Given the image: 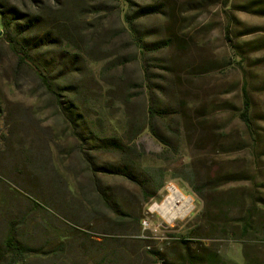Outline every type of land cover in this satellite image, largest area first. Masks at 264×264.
<instances>
[{"label": "rangeland", "instance_id": "rangeland-1", "mask_svg": "<svg viewBox=\"0 0 264 264\" xmlns=\"http://www.w3.org/2000/svg\"><path fill=\"white\" fill-rule=\"evenodd\" d=\"M124 1L0 0L10 18L12 8L45 15L43 26L34 33L37 38L52 30L58 34L56 45L45 46L38 59L60 94L56 102L33 71L13 55L1 31L0 249L12 232L19 246L34 250L18 264H93L89 251L98 247L96 242L111 239L128 248L130 257L124 264H142L144 241L148 242L144 250L153 248L172 262L186 238L194 251L218 252L226 264H243L241 248L217 230L200 232L211 239L188 238L187 233L203 210L192 189L199 179L193 177L192 161L211 160L236 170L251 162L250 157L245 152L223 156L195 150L193 130H187L175 113L178 106L187 110L190 91L195 90L200 103L209 101L217 107L227 101L240 109L243 77L252 114L264 110L260 89L264 51L248 52L239 63L232 47L261 40L264 18L224 9L220 0ZM150 3H161V13L136 21L134 34L125 12ZM246 30L261 32L241 35ZM136 39H142L143 52ZM128 87L132 91L126 93ZM150 107L173 115L150 118ZM67 112L76 116L71 123ZM208 122L216 133L232 122L229 128L244 136L236 115L228 111L211 114ZM257 124L264 128V122ZM149 125L164 145L152 136ZM135 131L138 135L130 142ZM109 142L129 148L131 170L144 183L148 198L135 183L111 173L123 169L124 163L119 153L102 146ZM167 145L173 149L168 151ZM209 165L207 161L203 169ZM171 185L191 200L192 209L168 223L151 208L163 202ZM250 190L246 182L229 184L216 196ZM102 198L110 199L113 208L129 218L114 224L116 214ZM262 240L260 234L250 240L252 264H264ZM62 243L66 248L60 255L48 257ZM2 254L3 260L10 257L8 252Z\"/></svg>", "mask_w": 264, "mask_h": 264}, {"label": "trees", "instance_id": "trees-1", "mask_svg": "<svg viewBox=\"0 0 264 264\" xmlns=\"http://www.w3.org/2000/svg\"><path fill=\"white\" fill-rule=\"evenodd\" d=\"M126 1L128 0H125L124 3ZM219 4L224 9H235L240 12L264 18V0H249L238 5L233 4L232 0H220ZM161 8V3H150L138 6L135 10L129 9L128 12H125L124 19L129 29L135 34V30H133L134 23L142 18L161 13ZM3 9V4L0 2V32L2 31L1 35L3 40L7 43L10 51L17 60L33 71L45 89L49 91L55 101L58 102L57 98L60 94L55 92L51 78L45 74L44 69L39 63L40 60L38 59V54L45 46L56 45L58 34L56 31L52 30L49 34L41 38L35 36L34 33H36L44 23L45 15L42 12L21 13L15 8H12L9 11L12 12L14 16L10 18ZM250 31L251 30H246V32H243L245 34L241 35L256 33L258 31L261 32V30ZM226 32L227 34L229 33V24L227 25ZM134 38H136V36H134ZM227 39H229L228 36ZM136 40L138 43L136 45H138L139 49L143 52L145 48L139 44L142 39ZM232 47L236 51V56L240 63L245 60V56L248 52L264 51V37L255 44L248 42L243 46L233 45ZM158 50L159 48H157L156 51ZM241 69L243 71L245 70L243 68ZM202 71H204L203 73H209L211 70L203 69ZM128 88L125 89L127 90L126 93L132 91V88ZM260 89L264 92V81ZM190 93L192 95L187 103V110L178 106L179 111L175 114L186 122L187 130L188 128L193 130L194 149H198L199 152L204 155L216 153L227 156L245 152L249 155L251 162L242 164V168L236 170H226L225 166H216L213 162L211 163V160H205L206 162L208 161V165L210 164L205 169H203V167L206 165V162L201 160L197 162L192 161L194 168L192 172V174H194L193 177L199 178L197 182L192 184V189L203 203V210L194 217L195 226L190 228L187 237L211 239V236L200 234V232L203 228L205 230L209 229L207 231L217 230V232H220V235H223L241 248L243 264H252L254 257L251 254L253 248L250 244V240L256 234L262 235L264 239V128L257 124L258 122H264V110L256 116L252 114L253 104L248 93V81L244 77L240 86L242 101L240 109L227 101L221 102L217 107H214L212 102L209 101L206 104L200 103L197 97V90L190 91ZM149 109L150 118L165 119L173 115V113L168 112V110L159 111L152 107ZM220 111H228L236 115L237 121L243 127L244 136L240 134L237 129L229 128L232 122L220 127L218 133L215 132L208 120L211 114ZM65 114L70 123L76 118V116H73L70 112ZM75 121L78 122L79 120L76 119ZM193 121L196 123L194 122V124ZM149 129L152 136L164 145V143L159 140L160 138L153 130V127L149 125ZM137 135L138 131L132 132L128 140L134 142ZM189 139L190 138H188V140ZM102 146H109L115 152L119 153L123 160V169L111 171V173L121 175L135 183L140 188L142 195L148 198V191L144 183L134 177L131 170L130 164L132 156H130L129 148L116 144L115 142L102 143ZM166 147L169 148L168 151L173 149L170 145ZM101 170L107 171L104 168H101ZM243 182L251 185L249 193H233L223 198L216 196L217 193L227 185ZM222 199L224 201H222ZM102 200L104 205L111 210L112 213L116 214L113 220L114 224L122 223L126 218H129V216L125 217L120 214L118 210H115L110 199L102 198ZM233 209H238V213L232 212L231 210ZM144 242H146V244L141 245V257L144 260L142 264H156L158 261H160L161 264H226L222 255L218 252L201 253L200 251H194V249L189 246V240L186 238L180 241L181 246H179V248L181 249V254L175 255L174 258L176 257V260L172 262H166L162 255L153 248L144 250L145 246L148 245L147 241ZM262 242L264 243V240H262ZM96 243L98 247L89 251V255L93 258V264H124L126 259L130 257V252L125 245H119L111 239H107L106 242ZM65 248V244L62 243L50 253L48 252V257H58ZM5 252L10 254L8 260H3V257L1 258L3 255L2 253ZM32 253H34V250L19 246L14 240L12 232H9L4 241V246L0 249V264H18L21 257Z\"/></svg>", "mask_w": 264, "mask_h": 264}, {"label": "bare ground", "instance_id": "bare-ground-1", "mask_svg": "<svg viewBox=\"0 0 264 264\" xmlns=\"http://www.w3.org/2000/svg\"><path fill=\"white\" fill-rule=\"evenodd\" d=\"M167 192L163 202L154 204L151 210L158 213L168 223H172L178 218L185 217L192 209V203L175 186H168Z\"/></svg>", "mask_w": 264, "mask_h": 264}]
</instances>
